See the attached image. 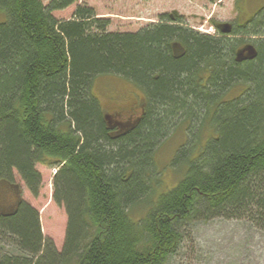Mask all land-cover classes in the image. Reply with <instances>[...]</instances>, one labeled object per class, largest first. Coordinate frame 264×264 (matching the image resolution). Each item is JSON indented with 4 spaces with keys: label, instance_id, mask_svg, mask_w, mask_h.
Returning a JSON list of instances; mask_svg holds the SVG:
<instances>
[{
    "label": "trees",
    "instance_id": "1",
    "mask_svg": "<svg viewBox=\"0 0 264 264\" xmlns=\"http://www.w3.org/2000/svg\"><path fill=\"white\" fill-rule=\"evenodd\" d=\"M77 1L0 0V181L17 172L37 196L36 164L56 166L53 198L68 214L61 251L29 202L0 216V264H167L194 217L264 227V13L240 37L200 32L176 11L118 32L87 4L53 15ZM247 42L257 55L238 62ZM109 75L141 92L144 114L125 134L94 92ZM178 120L190 135L171 164L184 172L158 191L156 149Z\"/></svg>",
    "mask_w": 264,
    "mask_h": 264
},
{
    "label": "rangeland",
    "instance_id": "2",
    "mask_svg": "<svg viewBox=\"0 0 264 264\" xmlns=\"http://www.w3.org/2000/svg\"><path fill=\"white\" fill-rule=\"evenodd\" d=\"M42 1L47 5L51 0ZM246 2L247 10L252 12L264 4V0H241V6L245 7ZM79 4L94 7L98 16L110 19L108 29L118 32L139 31L150 23L158 22L160 14L176 11L186 18L192 28L215 34L218 29L212 25L213 21H234L239 10L237 0H79L64 9L54 10L53 15L62 20L70 19ZM239 14L243 18L253 13ZM242 87L234 90L238 92ZM94 92L104 109L106 107L110 110L127 106L136 100V96L141 95L132 83L110 75L95 80ZM177 124L156 149L154 161L162 180L157 186L158 191L176 185L184 172L174 169L171 164L176 151L188 138L186 132L190 135L186 123L178 120ZM206 132L205 129L202 131L205 137L209 134ZM36 168L42 177L37 196L30 193L17 172L16 181L21 186L23 199L39 212L43 236L50 238L58 251H61L66 237L68 214L65 207L57 204L53 198L57 167L37 163ZM146 208V205L138 206L136 217H141ZM182 232L183 240L167 264H264V227L252 219L194 217L184 222ZM10 247L12 251L15 250L14 246Z\"/></svg>",
    "mask_w": 264,
    "mask_h": 264
},
{
    "label": "flooded vegetation",
    "instance_id": "3",
    "mask_svg": "<svg viewBox=\"0 0 264 264\" xmlns=\"http://www.w3.org/2000/svg\"><path fill=\"white\" fill-rule=\"evenodd\" d=\"M239 10L237 11L238 17L229 23L219 22L217 25L218 32L222 31L225 34L233 33L234 35L240 37L245 30L248 29V24L254 20V15L256 13H264V4L252 11L247 10V2L245 7L241 6V0H237ZM239 13H253L250 16L241 17ZM217 32V33H218ZM215 33V34H217ZM211 34V33H209ZM246 39H256V36H245ZM173 51L175 54H182L183 49L179 44L173 45ZM255 55L253 57H248L250 52ZM257 55L256 47L251 42L240 45L236 53V60L238 62H244L255 58ZM139 96V95H138ZM141 97L136 96V100L127 106L113 107L111 110L109 108L104 109L105 117L108 121L110 128L118 132L117 134H125L130 130L134 129L138 122L141 120L144 109ZM104 107V106H103ZM111 112V113H109ZM25 201L22 197L21 186L16 181V177L12 182L0 181V216H9L15 213L16 210Z\"/></svg>",
    "mask_w": 264,
    "mask_h": 264
},
{
    "label": "water",
    "instance_id": "4",
    "mask_svg": "<svg viewBox=\"0 0 264 264\" xmlns=\"http://www.w3.org/2000/svg\"><path fill=\"white\" fill-rule=\"evenodd\" d=\"M255 54L251 51L248 57H253ZM57 172V171H56Z\"/></svg>",
    "mask_w": 264,
    "mask_h": 264
}]
</instances>
